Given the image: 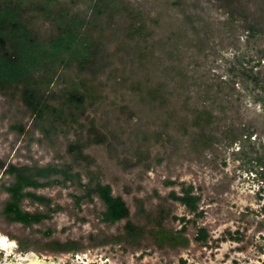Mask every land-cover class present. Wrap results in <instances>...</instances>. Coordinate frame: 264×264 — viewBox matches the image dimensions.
I'll return each mask as SVG.
<instances>
[{
  "label": "rangeland",
  "instance_id": "1",
  "mask_svg": "<svg viewBox=\"0 0 264 264\" xmlns=\"http://www.w3.org/2000/svg\"><path fill=\"white\" fill-rule=\"evenodd\" d=\"M127 1L145 11L156 2L161 6V16L154 17L158 13L149 11L151 34L146 47L130 40L124 34V22L117 18L110 27L101 26L93 33L97 47L89 66L84 70L74 66L58 70L50 86L55 103L60 101L58 97L64 89L75 87L87 94L85 107L75 113V121L66 117L67 125L56 127L42 123L25 108L18 91H0V160L16 166L69 164L81 176L80 184L74 181L26 189L46 201L25 198L19 205L21 210L47 214L48 218L23 225L4 214L9 194L3 186H8L12 178L0 170V237L31 242V247L39 250L54 243L73 242L80 246L79 253L90 258L107 254L112 258L111 264H263L264 94L251 85L244 90L236 83V91L230 86L239 80L234 78L239 61L255 60L257 50L264 49V36L248 39L240 29L223 31V11L207 0H199L197 11L201 13V8H205L204 15L222 31L209 39L202 52L194 57L190 49V57L183 59L192 67L189 74L196 79H191L189 102L197 101L205 84L212 85V93L219 91L223 100L212 104L210 98L200 97L199 105L211 106L217 115L218 141L209 148L193 146L190 120L185 117L188 113L181 100L170 98L167 107L160 109L159 103L145 100L144 104L137 89L139 83L151 87L159 82L157 67L161 65L159 57L163 58L160 44L171 34L165 23L178 10L170 5L173 10L164 8L166 1L171 4V0ZM78 3L79 9L86 6ZM41 27L44 32L48 30L45 23ZM165 48L168 50L166 45ZM164 62L168 64L167 59ZM259 69L264 81V59ZM239 128L250 134L249 138L231 142L228 131ZM98 135L104 136L103 144L93 143L92 140H100ZM76 140L87 143L83 154L92 160L90 164L77 162L68 153V145ZM90 181L92 185L96 181L109 185L112 195L123 199L129 209L127 220L113 225L102 222L104 207L96 196L91 201L75 202L76 197L85 194L82 185ZM168 182L175 184L166 186ZM181 184L192 186L200 197L199 215L169 199L171 192L179 193ZM159 214L167 231H179L183 225L179 219L188 221L183 233L187 245L157 249L146 237L137 249L121 250L115 246L88 250L87 241L102 240L97 234L102 238L117 234L126 221L147 229L157 228L153 218ZM199 228L206 230L205 243L194 239ZM227 232L239 241L229 239Z\"/></svg>",
  "mask_w": 264,
  "mask_h": 264
},
{
  "label": "trees",
  "instance_id": "2",
  "mask_svg": "<svg viewBox=\"0 0 264 264\" xmlns=\"http://www.w3.org/2000/svg\"><path fill=\"white\" fill-rule=\"evenodd\" d=\"M78 2L86 3V6L79 9ZM207 2L225 14L226 20L222 22L223 31L231 33L240 29L245 31L248 39L264 36V0H207ZM166 3V6L162 7L167 11L173 10L169 9L170 5L176 7L178 12L168 17L169 20L165 23L171 34L160 44L163 48V58L159 57L161 65L157 67L160 79L151 87L146 83H139L138 97L144 104L145 100L146 103L147 101L151 104L159 103L160 109L167 107L170 98L181 100L183 109L187 110L188 114L185 117L190 120L191 133L194 136L191 144L209 148L218 141L215 135L217 115L211 106H200L199 99L210 98L214 104L216 101L221 102L223 98H219V91L212 93V85L205 84L201 92H198L197 101L189 102V87L191 79L193 80L189 73L193 70L192 67L189 68L190 64L183 63V59L190 57L187 56L190 49H193L191 54L194 57L195 53L202 52L209 39L220 33L222 28L204 15L205 8H201V13L197 11L199 0H171V4L167 1ZM155 4L156 2L150 10L158 13L154 17L161 16L158 10L161 6ZM149 11H145L141 6L135 7L127 0H0V91L3 93L18 91L23 105L36 120L47 122L54 127L66 126V117L75 121V113L84 109L88 97L85 91L72 87L64 89L58 97L60 101L55 103L50 86L54 84L58 70H68L73 66L84 70L87 65L89 66L95 57L97 47L93 33L101 26L110 27L117 18L125 24L124 34L137 46L146 47L147 38L151 34L148 25L151 12ZM43 23L48 25L46 32L42 30ZM164 59H167L168 64H165ZM263 59L264 49L260 48L257 50L255 60L239 61L240 68L234 75V78L239 80L233 82L231 90L236 91L235 84L238 83L241 89L248 90L251 85L253 90H260L264 94L262 85L264 81L259 69ZM252 62L255 66L250 67ZM260 101L263 102L262 99ZM16 129L22 130V127ZM186 133L191 134L189 131ZM227 136L231 142H235L243 137L249 138L250 134L239 128L229 130ZM97 137L100 140H92L93 143L103 144L104 136ZM85 146L87 143L76 140L75 143L68 145L67 151L73 160L77 162L84 160L90 164L92 160L83 154ZM72 168L69 164L62 167L5 165L0 160V170L12 178L8 186H3L4 191L9 194V200L3 210L6 217L23 225L40 223L47 219V214H32L21 210L19 205L25 198L40 203L46 201L42 196L25 190L65 185L74 181L80 184L81 176L74 173ZM174 184L168 182L165 185ZM82 187L85 194L76 197L75 202L79 204L83 199L91 201L93 196H96L104 207L101 213L102 222L113 225L128 219L129 209L121 197L112 195L109 185L101 184L99 181L92 185L90 181ZM168 197L183 205L189 213L199 215L197 211L200 197L193 194L192 186L181 184L179 193L171 192ZM153 219L157 228L147 229L140 224L126 221L124 228L117 234L103 238L100 234L96 236L105 242L122 243L124 249H137L146 237L152 240L157 249H174L187 245L188 241L183 237L184 229L177 232L167 231L162 225L163 218L160 214ZM173 219L177 220L176 217ZM179 221L185 223L182 228H186L188 221L185 219ZM200 233L195 238L197 242L205 241L206 236ZM57 249L78 250L80 246L72 242L57 244Z\"/></svg>",
  "mask_w": 264,
  "mask_h": 264
},
{
  "label": "flooded vegetation",
  "instance_id": "3",
  "mask_svg": "<svg viewBox=\"0 0 264 264\" xmlns=\"http://www.w3.org/2000/svg\"><path fill=\"white\" fill-rule=\"evenodd\" d=\"M261 171V185L262 192L264 193V163L261 164ZM262 209L264 212V208ZM182 229H184L185 232L186 228H181L180 230ZM200 232L206 236L205 241H201V243H205L207 241L206 230L204 228H199L196 236H199L201 234ZM227 234L229 239L236 242L240 239L233 238L229 232H227ZM2 239H6V241H2ZM30 243L31 242L27 241H10L7 238L0 237V264H111L110 259L112 258L107 254L103 256L96 255L90 258L87 255L79 253L78 250H58L57 243L46 246L43 250L31 247ZM86 245L88 246V250H93V248H113L115 246L119 247L121 250L123 249L122 243L114 244L105 242V240L87 241ZM145 251L146 250H143L142 252Z\"/></svg>",
  "mask_w": 264,
  "mask_h": 264
}]
</instances>
